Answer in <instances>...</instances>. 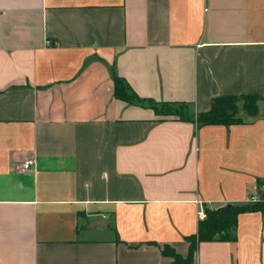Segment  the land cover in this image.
<instances>
[{
	"label": "crops",
	"instance_id": "0c3cea01",
	"mask_svg": "<svg viewBox=\"0 0 264 264\" xmlns=\"http://www.w3.org/2000/svg\"><path fill=\"white\" fill-rule=\"evenodd\" d=\"M113 68L192 114L264 97V0H0V264H173L264 180L263 105L199 126L117 98ZM236 234L193 264H264V213Z\"/></svg>",
	"mask_w": 264,
	"mask_h": 264
},
{
	"label": "trees",
	"instance_id": "16d2710c",
	"mask_svg": "<svg viewBox=\"0 0 264 264\" xmlns=\"http://www.w3.org/2000/svg\"><path fill=\"white\" fill-rule=\"evenodd\" d=\"M112 78L115 87L114 94L117 98L132 104L150 107L157 115L193 121L199 126L241 123L243 122L242 117L239 116L241 109L250 116H255L259 112L260 103H264V97L256 93L224 95L213 98L208 111L192 114L187 102L156 101L153 98L139 96L127 80L116 72L115 68L112 69ZM262 186H264V180H257L258 197L256 200L249 199L245 203L226 204L216 208L205 207V217L199 221L197 232L187 236L190 243L187 256H182L169 245L163 247V254L171 257L173 264H193L201 242L235 240L238 218L241 213L253 211L264 213V187Z\"/></svg>",
	"mask_w": 264,
	"mask_h": 264
},
{
	"label": "built area",
	"instance_id": "2783aa9c",
	"mask_svg": "<svg viewBox=\"0 0 264 264\" xmlns=\"http://www.w3.org/2000/svg\"><path fill=\"white\" fill-rule=\"evenodd\" d=\"M50 43L51 41L47 40V44H50ZM34 168H35V159L33 157L27 158L22 165L23 171L33 170Z\"/></svg>",
	"mask_w": 264,
	"mask_h": 264
},
{
	"label": "rangeland",
	"instance_id": "374dc122",
	"mask_svg": "<svg viewBox=\"0 0 264 264\" xmlns=\"http://www.w3.org/2000/svg\"><path fill=\"white\" fill-rule=\"evenodd\" d=\"M241 104H242V102H241ZM260 105H263V106H264V103H260ZM239 116H241V117H246V116H250V115L247 114L243 109H241L240 112H239ZM262 187H264V186H262ZM257 194H258V191H257V189L255 188V190H253L252 193H251L252 196H250L248 199H250V200H256L257 197H258ZM207 207H208V206H207ZM208 208H212V207H208Z\"/></svg>",
	"mask_w": 264,
	"mask_h": 264
}]
</instances>
